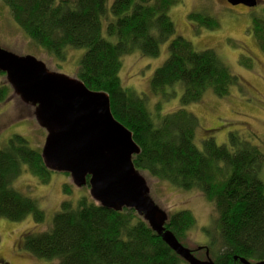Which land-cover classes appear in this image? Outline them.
Here are the masks:
<instances>
[{"label": "trees", "instance_id": "16d2710c", "mask_svg": "<svg viewBox=\"0 0 264 264\" xmlns=\"http://www.w3.org/2000/svg\"><path fill=\"white\" fill-rule=\"evenodd\" d=\"M0 1L46 56L60 61L68 50H83L75 75L88 89L108 95L113 117L139 148L133 157L139 172L174 188L196 190L212 205L214 218L202 230L208 237L203 247L214 264L264 260V151L236 132L229 133L227 146L217 145L212 131L196 144L198 119L184 107L200 103L207 93L225 97L238 80L212 49L197 51L175 35L169 10L180 0ZM251 13L248 32L264 53V13ZM188 19L198 27H218L214 17L200 12ZM166 42L168 56L152 73L148 94L124 87L122 58L136 53L156 58ZM241 59L248 68V59ZM3 76L0 72V103L11 92ZM179 87L180 107L160 115V106L174 99ZM149 95L156 98L154 109ZM40 153L20 135L0 148V219L21 222L31 215L36 224L45 221L36 201L13 187L25 170L39 184L50 182L53 171ZM71 189L63 185L64 194ZM74 200L60 202L47 230L25 232L22 249L51 264H187L134 210H108L85 195ZM196 226L187 210L168 214L165 223L180 243Z\"/></svg>", "mask_w": 264, "mask_h": 264}, {"label": "rangeland", "instance_id": "374dc122", "mask_svg": "<svg viewBox=\"0 0 264 264\" xmlns=\"http://www.w3.org/2000/svg\"><path fill=\"white\" fill-rule=\"evenodd\" d=\"M110 2L111 0L109 4ZM252 11L257 16L262 15L264 0H258L254 8L233 7L226 0H180L178 5L169 10L175 35L189 41L197 51L212 49L238 80L227 96L219 98L207 93L200 103L184 107L198 119L199 127L195 135L197 145L205 139L207 131H212L209 135L214 138L215 143L227 146L229 133L236 132L264 151V53L248 32ZM191 12L214 17L218 27L213 30L198 27L188 19ZM167 44L168 42L161 45L160 54L156 58L143 57L138 53L124 56L119 73L121 84L137 91V94H148L152 73L168 56ZM0 47L19 56L31 55L42 61L50 71L71 78H77V61L79 54L83 52L81 49L68 50L65 58L60 61L46 56L39 48L40 51L33 47L12 20L8 7L1 1ZM241 56L248 59V68L242 63ZM1 82L8 84L5 75L1 77ZM180 87L174 99L165 101L160 106V115L171 113L180 107ZM147 100L150 108L154 109L156 98L149 95ZM13 135L24 137L31 148L41 151L47 134L35 121L34 107L23 103L11 89L7 99L0 103V148ZM141 174L147 181L151 199L167 215L187 210L195 217L196 228L187 233L186 240L181 244L192 251L199 249L192 252L193 255L200 261L205 260L206 249L203 246L208 237L202 228L212 223L215 215L212 205L196 190L184 191L172 187L168 182L151 178L144 172ZM64 184L72 187L70 194H64ZM13 187L36 201L38 208L44 213L45 221L36 224L31 215L21 222L0 219V264H51L23 250L22 236L27 231L47 230L60 202L71 199L76 201L82 195L90 197L89 186L75 187L69 174L62 172H53L50 182L42 185L25 170L14 181Z\"/></svg>", "mask_w": 264, "mask_h": 264}, {"label": "water", "instance_id": "95a60500", "mask_svg": "<svg viewBox=\"0 0 264 264\" xmlns=\"http://www.w3.org/2000/svg\"><path fill=\"white\" fill-rule=\"evenodd\" d=\"M226 2L254 8L258 0ZM0 72L13 93L34 107L35 121L47 134L40 153L46 169L69 174L77 188L88 185L90 198L108 210H134L187 264H214L207 250L200 261L166 230L168 216L151 199L147 181L133 163L139 148L131 132L113 117L106 93L50 71L31 55L19 56L1 47Z\"/></svg>", "mask_w": 264, "mask_h": 264}]
</instances>
